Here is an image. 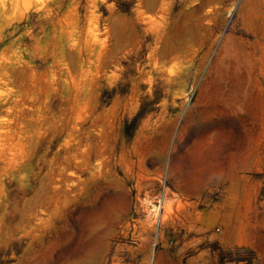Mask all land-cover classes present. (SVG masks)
<instances>
[{"label": "rangeland", "instance_id": "obj_1", "mask_svg": "<svg viewBox=\"0 0 264 264\" xmlns=\"http://www.w3.org/2000/svg\"><path fill=\"white\" fill-rule=\"evenodd\" d=\"M0 264H264V0H0Z\"/></svg>", "mask_w": 264, "mask_h": 264}, {"label": "bare ground", "instance_id": "obj_2", "mask_svg": "<svg viewBox=\"0 0 264 264\" xmlns=\"http://www.w3.org/2000/svg\"><path fill=\"white\" fill-rule=\"evenodd\" d=\"M160 202V201H159ZM160 204V203H159ZM160 212V211H159ZM159 236V235H158ZM76 258V257H75ZM74 260V259H73Z\"/></svg>", "mask_w": 264, "mask_h": 264}]
</instances>
